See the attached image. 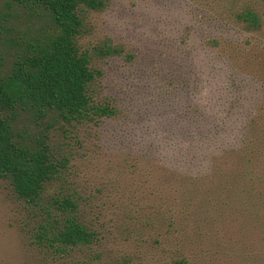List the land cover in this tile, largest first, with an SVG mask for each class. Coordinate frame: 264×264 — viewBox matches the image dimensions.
Segmentation results:
<instances>
[{
  "label": "rangeland",
  "instance_id": "1",
  "mask_svg": "<svg viewBox=\"0 0 264 264\" xmlns=\"http://www.w3.org/2000/svg\"><path fill=\"white\" fill-rule=\"evenodd\" d=\"M218 1L108 0L87 14L84 48L109 39L132 55L93 62L117 114L50 142L69 157L72 184L93 192L85 215L100 240L61 257L38 248L37 217L0 180V264H174L179 253L189 264H264V78L207 43L243 38L216 16Z\"/></svg>",
  "mask_w": 264,
  "mask_h": 264
},
{
  "label": "trees",
  "instance_id": "2",
  "mask_svg": "<svg viewBox=\"0 0 264 264\" xmlns=\"http://www.w3.org/2000/svg\"><path fill=\"white\" fill-rule=\"evenodd\" d=\"M107 2L0 0V180L37 217L33 244L59 257L93 249L100 240L98 227L85 215L93 192L72 184L69 157H57L50 140L54 131L67 138L117 114L99 97L102 72L93 62L115 55L130 60L132 55L109 39L86 48L80 43L87 14L101 11ZM217 7L219 20L239 28L243 38L207 43L224 49L239 70L251 72L253 66L264 78V0H219ZM245 144L239 149L247 164L251 153ZM52 182L60 185L50 194ZM173 215L164 219L170 234L178 229ZM175 258L174 264H189L184 254ZM73 264L103 263L91 258Z\"/></svg>",
  "mask_w": 264,
  "mask_h": 264
}]
</instances>
